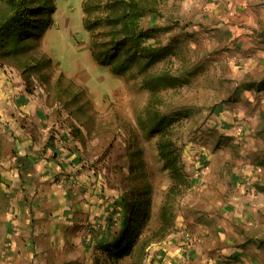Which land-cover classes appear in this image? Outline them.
Returning a JSON list of instances; mask_svg holds the SVG:
<instances>
[{"label":"rangeland","instance_id":"rangeland-1","mask_svg":"<svg viewBox=\"0 0 264 264\" xmlns=\"http://www.w3.org/2000/svg\"><path fill=\"white\" fill-rule=\"evenodd\" d=\"M54 1V24L43 40L30 38L27 51L16 57L0 53V264H79L81 260L84 264L82 258L88 252L90 264H112L102 246L118 229L109 223L111 193L124 186L130 164L137 162L134 154L138 149L154 187L151 222L145 232L151 236L158 229L165 204L172 209L174 225L162 238H152L146 258L136 253L113 264H161L174 258L178 252L169 248L174 246L170 243L173 234L185 239L182 253L190 256L189 246L196 243L199 231L196 223L211 226L215 219L213 216L208 224L209 215L220 213L223 199H240L241 193L250 194L251 187L263 194L260 207L264 208V76L258 73L255 79L241 80L224 70L212 72L208 66L212 59H207L203 40L198 41L190 31L200 19L197 15L203 9L202 0L197 2L198 8L194 7L195 0H160V13L150 12L144 17L147 24L169 25L156 41L174 48L171 55L152 66L150 73L171 68L174 74L187 78L181 86L160 88L154 103L162 113L174 117V137L191 177L185 193L172 201L167 195L170 172L164 168L156 146L159 136H148L137 120L151 99L139 67L131 69L134 75L115 76L110 67L98 66L90 49L89 32L82 24L84 0ZM102 3L94 12L101 17L105 12ZM7 8L6 0H0V18L7 15ZM204 44L207 46L206 41ZM28 64L34 66L29 68ZM246 81L252 83L248 88ZM241 86L244 91L251 90L250 99L240 97ZM259 114L261 120L254 125L252 117ZM25 119L31 120L29 128L34 135L27 144L15 131L17 123ZM55 119L56 124L50 127ZM57 125L78 129L77 135L70 132L76 145L65 146L64 132L59 133ZM38 141L42 144L33 147ZM72 149L80 152L74 163ZM65 163L75 170L81 165L91 170L110 192L106 196L111 201L109 208L89 225L90 248L83 255L74 247H65V241L71 243L69 237L61 240L55 233L50 239L40 230V225L46 228V223L50 226L56 222L58 215L47 212L53 196L45 197L43 203L44 194L37 195L46 190L51 195L54 184L68 180ZM41 175L44 186L35 181ZM199 251L207 249L193 250L191 256L197 258Z\"/></svg>","mask_w":264,"mask_h":264},{"label":"trees","instance_id":"trees-1","mask_svg":"<svg viewBox=\"0 0 264 264\" xmlns=\"http://www.w3.org/2000/svg\"><path fill=\"white\" fill-rule=\"evenodd\" d=\"M101 1L105 11L102 17L94 14ZM6 3L8 13L0 18V53L2 56L16 57L27 51L30 38L43 40L46 32L53 27L57 6L54 0H6ZM159 4L160 0H84L85 18L82 24L89 32L90 49L98 66L110 67L115 76L131 72L134 75L131 69L139 67L143 84L150 89L151 99L144 108V114L139 115L137 120L148 136H159L156 146L164 168L170 172L171 183L167 195L172 201L185 193L191 177L174 137V117L162 113L154 103L158 100L157 91L160 88L181 86L187 78L174 74L171 68L150 73L155 63L171 55L174 50L173 45L158 44L156 41L160 31L169 25L158 22L147 24L144 19L147 13L159 14ZM67 128L77 135L75 126L68 125ZM139 150L134 154L138 159L130 164L124 186L111 193L113 200L109 223L118 229H115L112 239L102 246L112 264L136 253L146 258V249L152 238H162L174 225L172 209L165 204L161 209L158 229L151 236L145 232L151 222L154 187L147 178Z\"/></svg>","mask_w":264,"mask_h":264},{"label":"crops","instance_id":"crops-1","mask_svg":"<svg viewBox=\"0 0 264 264\" xmlns=\"http://www.w3.org/2000/svg\"><path fill=\"white\" fill-rule=\"evenodd\" d=\"M198 1L193 2L197 3ZM198 4L194 7L198 8ZM201 4H203V9L197 15L200 19L192 25L190 31L194 33L195 37H199L198 41L200 38L203 40L204 48H206L204 50L208 52L207 59H212L208 64L212 72L217 74L224 70L241 80L242 78H246V80L255 79L256 76H259L258 73H261L262 78L264 76V0H202ZM205 41L207 46L204 44ZM245 83H247V88L248 85L252 84L250 81ZM247 88L245 91L243 86L238 89L240 97H244L243 99L252 97L251 90H247ZM24 97L27 100L28 98L30 101L32 100L29 94H25ZM252 119L253 124L258 125L261 114L252 117ZM25 121L17 123L15 127V131L20 134L23 144L31 142L29 140L34 136L29 126L31 120L25 119ZM50 123V127H53V124H56V119ZM57 128L59 133L64 132L65 137L62 141H64L65 146L66 144H68L67 146L76 145L75 139H72L71 131L67 127L64 126L63 128L57 125ZM35 143L32 144L33 147L42 144L39 141ZM72 150L75 151L74 156L72 153L69 156L73 157L72 162L74 163L77 161L76 156L80 152L75 149ZM67 162L69 161L67 160ZM65 164H67L65 168L68 171L67 174L70 176L67 175L68 180L65 178L66 181H63L64 179H61V185L54 184L55 188L49 190L51 195H47L48 190L39 191V195H37L44 194L42 196L43 203L46 200L45 197L53 196L49 200L51 204L49 203L47 212L51 216L58 215L56 222H51L50 226L46 223V228H42L44 224L40 225V230H44L50 239L55 233L59 235L61 240L64 237H69L72 239L71 243L65 241V247L67 245V247H74L77 249L75 250L77 254L83 255L82 252L90 248L88 246L90 243L87 242L90 235L89 225L93 223L97 215L104 214L109 208L111 201L106 196L110 192L107 188H103L100 180L95 177L91 170L84 169L83 165L78 166L75 170L73 165ZM75 165L79 164L75 163ZM43 180L45 178L42 175L39 176V180L35 179L39 186H44ZM249 191L250 194L241 193L240 199H232L231 197L223 199L220 213L213 212L209 215L208 224L213 216L215 219L211 226L201 221L196 223L199 231L195 235L196 243L189 246V258L184 257L182 253L181 246L187 245L185 239L181 238L180 235L173 234L170 243L174 246H169V248L175 249L178 253H174V256L171 254L174 258L160 263L264 264V208L260 207L263 202V194L254 187L249 188ZM39 209L43 210L42 207ZM42 216V214L36 213V217L39 219H42ZM8 219H10L9 216ZM9 222L12 224L10 220ZM48 227H50V231H48ZM61 247L63 248L62 245ZM205 248L207 251H199L200 256L197 258H194L195 255L191 256L193 250ZM170 249H166V251ZM87 254L89 256V252ZM88 256L85 259L82 258L84 264H90L92 261ZM7 264L17 263L11 261Z\"/></svg>","mask_w":264,"mask_h":264}]
</instances>
